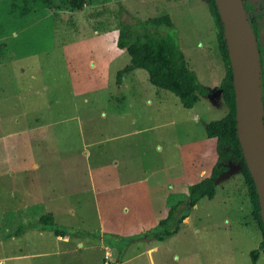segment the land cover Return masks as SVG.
I'll return each instance as SVG.
<instances>
[{"label":"rangeland","instance_id":"374dc122","mask_svg":"<svg viewBox=\"0 0 264 264\" xmlns=\"http://www.w3.org/2000/svg\"><path fill=\"white\" fill-rule=\"evenodd\" d=\"M249 1L261 14L257 23L264 50V0ZM14 2L0 0V39L6 44L4 57L9 54L0 64V264H251L250 253L259 247L263 232L240 166L230 164L217 182L215 197L202 198L175 236L162 243L147 238L173 205L189 202L190 186L200 180V170L210 172L217 162L216 140L208 139L206 125L227 113L217 89L226 66L212 38L214 20L208 6L190 0L186 9L175 12L177 24L168 27L144 24L168 10L153 0H96V8L88 0L85 9L58 17L43 14L52 9L17 7ZM122 23L134 26L136 33L173 36L180 48L183 37L188 63L210 93L187 108L174 93L152 84L147 70L138 68L117 84L118 71L131 59L127 51L105 75L109 86L101 88L104 79L94 75V68L101 53H116ZM94 28L105 33L99 36ZM98 38L106 45L103 41L96 49ZM85 148L93 152L95 166L118 161L113 171L122 184L141 182L139 197L108 201L114 195L110 199L91 185L90 175L97 172L81 168L90 161ZM71 156L79 165L76 179L73 170L57 168ZM23 166L28 171L21 170ZM10 168L14 177L8 175ZM155 178L162 180L156 184ZM166 183L167 198L150 196L157 190L164 193ZM70 186L76 193L69 200H39ZM25 188L32 196L22 195ZM54 205H59L55 227L70 240L58 238L55 230L40 223L43 215L54 212ZM110 213L120 216V228L111 225ZM88 240L97 246L88 245ZM258 264H264V251Z\"/></svg>","mask_w":264,"mask_h":264},{"label":"trees","instance_id":"16d2710c","mask_svg":"<svg viewBox=\"0 0 264 264\" xmlns=\"http://www.w3.org/2000/svg\"><path fill=\"white\" fill-rule=\"evenodd\" d=\"M31 6L43 8L65 9L70 11H81L87 5L88 0H14ZM248 20L257 36L258 50L261 57V73L263 72V49L260 44L259 30L256 27L258 16H261L255 5L249 0H243ZM18 7V4H16ZM210 12L217 30L219 49L226 65V75L220 88L228 112L222 118L209 122L206 125L208 138L215 139L217 145V162L210 172L205 174L200 181L190 186L189 202H179L173 205L167 215L161 218L153 234L147 238L156 242H165L175 236L181 229V224L190 216L192 208L202 198L212 199L217 192L218 180L230 171L231 166H240L242 176L247 186L248 196L251 201L253 215L260 224L263 232V240L257 249L250 253L251 264H258L261 251H264V224L260 212V202L257 189L243 155L236 127V103L233 85V73L228 55L226 29L215 3L209 0ZM144 24L155 26L174 27V22L169 14L145 19ZM134 26L121 25L117 46L126 50L131 56V63L121 69L117 74V83L120 84L123 76L134 69H145L149 73V79L155 86L168 90L179 97L182 104L192 108L198 102L200 95H208L210 90L202 86L197 74L192 70L186 60L185 54L170 35L150 36L148 33H136ZM262 78V77H261ZM262 85V84H261ZM264 116V101H263ZM41 224L49 225L57 235H67L64 231L55 227V221L49 214L40 219ZM150 231V230H149Z\"/></svg>","mask_w":264,"mask_h":264},{"label":"water","instance_id":"95a60500","mask_svg":"<svg viewBox=\"0 0 264 264\" xmlns=\"http://www.w3.org/2000/svg\"><path fill=\"white\" fill-rule=\"evenodd\" d=\"M223 20L233 73L236 127L254 180L264 224V116L261 57L243 0H215Z\"/></svg>","mask_w":264,"mask_h":264},{"label":"crops","instance_id":"0c3cea01","mask_svg":"<svg viewBox=\"0 0 264 264\" xmlns=\"http://www.w3.org/2000/svg\"><path fill=\"white\" fill-rule=\"evenodd\" d=\"M104 3H105V0H102ZM153 1H157L159 2V4L157 6L161 7L162 9H168L167 12H165L164 14H169L172 18V20L174 19V14L175 12L177 11H181V10H184L186 9V7L189 5V1L187 2V4H183L184 3V0H153ZM94 3H97L96 0H93V7L92 8H96L98 5L97 4H94ZM109 3V1L107 2ZM201 3L202 5L206 4L209 8V12H210V7H209V0H201ZM16 4H18V7H30V5L28 4H23L21 2H14L13 3V6H16ZM156 6V7H157ZM43 8V7H41ZM28 9V8H27ZM44 9H49V8H44ZM51 9V8H50ZM85 9V8H84ZM75 12V11H70V10H65V9H53L52 8V13H43L44 15H49V16H55V17H58L60 16V14L62 12ZM60 13V14H59ZM211 13V12H210ZM174 22V20H173ZM175 23V22H174ZM90 24V23H89ZM177 24V23H175ZM95 29V28H94ZM181 32H187L183 27H181ZM103 31V32H101ZM95 34L97 35H102V33H105V30L101 29V30H97V28L95 29ZM211 32H212V38L213 40L217 41L218 42V39H217V30L215 28V23H212L211 24ZM103 41H104V44L106 45V40L104 38H98L97 40H95V42L93 43L94 44V47L96 49H99L103 44ZM118 41V40H117ZM117 41H116V46H117ZM5 42L3 39H0V46L3 47L2 50H0V64L1 65H4L6 60H9V54H7V56L4 57V54L5 53V50H6V46H5ZM219 46V44H218ZM5 47V48H4ZM181 48L182 50L184 51L185 53V57H186V50H185V44H184V41H183V37H182V43H181ZM220 50V49H219ZM124 51L126 50H123V49H120L118 48L117 46V51L115 54L113 55H109V54H104V53H101L100 57L98 58V64L96 63V66L94 68V75L96 76H101L102 79H104V84L100 85L99 83V86L101 88H106L109 86V81L108 83L106 82L107 80L105 79V75L109 73V70H110V66L112 65V63L114 61H116L117 59H119L120 57H122L124 54H126ZM221 52V51H220ZM2 53V54H1ZM32 56L35 57V60L37 59H40V55L39 54H30ZM222 55V54H221ZM12 57V56H11ZM223 57V56H222ZM187 60V58H186ZM131 63V59H130V62L128 64ZM187 63H188V60H187ZM127 64V65H128ZM125 65V67L127 66ZM189 67H190V64L188 63ZM226 66V65H225ZM191 68V67H190ZM28 69V68H27ZM39 72L41 73H44L45 72V68H43V66H40L39 68ZM123 69V68H122ZM138 69H141V68H138ZM192 70H194L193 68H191ZM135 70V69H134ZM132 70V71H134ZM120 71V70H119ZM118 71V72H119ZM132 71H129L127 72L124 76H123V80L120 84L124 83V81L126 80L127 76L132 73ZM195 71V70H194ZM26 70H24L22 73H25ZM118 74V73H117ZM198 77V76H197ZM117 82V81H116ZM118 84V83H117ZM217 89H221L220 86L217 88ZM210 90V89H209ZM211 91V90H210ZM222 91V89L220 90ZM202 95H200V98H201ZM223 96V94H222ZM199 98V100H200ZM198 100V101H199ZM227 112H228V108H227ZM226 115V114H225ZM224 115V116H225ZM210 140H214V139H211V138H208ZM205 142L207 140H204ZM209 141V140H208ZM204 144V143H203ZM197 146V145H196ZM195 156L198 157V154H201V153H198V148L196 147L195 148ZM83 152L86 154L87 157H85L87 160L90 159L89 163L88 164H85L84 166H82L81 168L85 169L86 171H89L91 173H94L95 171L97 172L96 176H94V174H91L90 175V180H91V185L93 186L94 184L98 186V188L102 191V193L104 194L105 192V196H109L110 199H112V196L114 195V200H108V201H115V202H120L122 203V201H128V199L126 198H129L130 196H132L133 198V201H135V199L137 197H139V190L140 188H142L141 186V182H130L129 184H122L121 181H119V177H118V172H114V162L116 163H119L118 161H114L113 163L110 162H107V163H102L101 161L98 162V164L95 166L93 163H92V157H93V152H91V150L89 148H85L83 150ZM204 155H202L203 157ZM213 156H217V148H216V151H215V154H213ZM97 157H100L99 155H97ZM214 157V158H215ZM60 160V159H59ZM203 163H201L200 165H198V168L200 166V169H201V165ZM193 166H197V165H193ZM37 167L41 168V164L37 163ZM58 169H63V170H73V176L76 177L78 176L77 175V172H78V168H79V165L77 164V160L74 158V157H70V161L68 163H60L58 166H57ZM21 170H27L26 166H23L21 168ZM9 173L8 175L11 176V177H14L15 176V172L10 168L9 170ZM202 172H205L204 174ZM208 172L205 171V168L201 169L200 172H199V176H200V180L201 178H203V176L205 174H207ZM166 178V181L168 180V177L165 176ZM155 182L156 184L157 183H160L162 178H155ZM198 179V178H196ZM29 180V179H28ZM198 180V181H200ZM155 184V183H153ZM159 186V185H156V187ZM125 189H127V193L128 195H123L121 191H124ZM86 192V188L81 192V193H85ZM74 193H76V191L70 186V188L66 189V191L64 193H60V194H54V195H51V196H43V197H40L39 200L41 201V203L43 202H54V201H63V200H69L70 197H73L74 196ZM168 194H169V191H168V185L166 183L165 185V191L164 193L161 191L159 192V190L155 191L154 193L150 194V196L154 199H158L159 197L160 198H164V197H168ZM22 195L23 196H32V193L29 189H24V191L22 192ZM104 196V195H103ZM146 198V197H145ZM165 198V199H166ZM23 199L26 201V198L23 197ZM123 199V200H122ZM119 200V201H117ZM166 202V201H165ZM110 203V202H109ZM67 204L65 205H62L63 207L68 208V210H71V212H73V208L70 206V207H67L66 206ZM109 207V206H107ZM110 208L112 207H109V211L111 210ZM50 210L54 211V212H49L48 214H52V217L53 219L55 218L54 215H55V211H58L59 210V205H54V206H51ZM136 210V208L134 207L133 209V212ZM140 210V208H139ZM167 210V208H166ZM34 213L33 211H31V214ZM57 213V212H56ZM110 217V218H113L111 220V222H113V224L111 225H115V228L118 229L120 228V223L122 222V220L119 218L120 216L116 213H110V214H107V218ZM117 217L119 219H117ZM106 216L103 217V219H105ZM141 218H142V214L139 215L138 217V221L139 223H141ZM119 224L118 228H117V225ZM57 235V234H56ZM58 238H63V240H70V237L68 235H65V236H62V235H57ZM115 238H118V237H115ZM11 240H15L14 239V236L12 235V238ZM104 238L101 240L100 243L104 244ZM83 244L82 241L79 242V246H81ZM88 245H94L93 247H96L97 244L94 240L90 241L88 240ZM93 247H89V248H93ZM112 247L113 249L115 248L114 245L110 246ZM153 249V248H152ZM261 254V253H260ZM260 257V256H259ZM259 260V259H258Z\"/></svg>","mask_w":264,"mask_h":264},{"label":"flooded vegetation","instance_id":"af4514ba","mask_svg":"<svg viewBox=\"0 0 264 264\" xmlns=\"http://www.w3.org/2000/svg\"><path fill=\"white\" fill-rule=\"evenodd\" d=\"M256 25H257L256 27L259 30L260 27H261L260 23H256ZM259 32H260V30H259ZM258 40L260 41V44H261L260 34H259V39ZM261 46H262V44H261ZM262 49H263V47H262ZM263 60H264V50H263ZM262 93H263V101H264V64H263V72H262Z\"/></svg>","mask_w":264,"mask_h":264},{"label":"built area","instance_id":"2783aa9c","mask_svg":"<svg viewBox=\"0 0 264 264\" xmlns=\"http://www.w3.org/2000/svg\"><path fill=\"white\" fill-rule=\"evenodd\" d=\"M106 257H107L108 259H111V256H110V255H107ZM107 264H108V263H107Z\"/></svg>","mask_w":264,"mask_h":264}]
</instances>
